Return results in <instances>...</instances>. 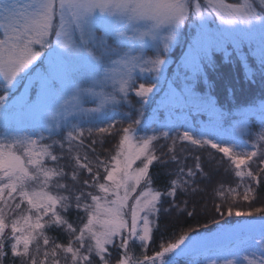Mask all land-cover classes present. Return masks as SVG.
I'll use <instances>...</instances> for the list:
<instances>
[{
    "label": "snow or ice",
    "instance_id": "obj_1",
    "mask_svg": "<svg viewBox=\"0 0 264 264\" xmlns=\"http://www.w3.org/2000/svg\"><path fill=\"white\" fill-rule=\"evenodd\" d=\"M210 20L227 27L213 33ZM185 26L196 29L188 55L194 71L208 58L212 36L230 38L239 49L245 38L258 34L264 65V0H0V87L6 93L0 96V108L7 106V93L25 80L31 82L35 73L41 80L42 98L30 111L47 124L49 132L46 138L42 132L21 133L7 124L0 131V264L9 256L11 264H175L168 254L181 249L190 237L180 235L149 255L153 228L167 198L188 193L203 168L197 156L187 171L178 169L165 191L156 190L149 168L160 159L154 142L161 138L171 139L173 145L180 140L216 150L238 178L235 187L220 182L216 195L233 201L254 199L256 186L264 182V117L256 133L246 124L233 125L241 135L254 136L253 150L235 143L240 138L235 135L226 146L229 141L220 133L205 129L175 136L170 129L159 136L141 137L134 127L139 120L119 129L120 121H100L105 126L93 123V113L109 106L115 111L131 91L146 102L156 85L146 82L137 87L138 74L160 72L166 63L164 54ZM100 27L104 32L98 35ZM109 36L116 38V47ZM148 47L155 49L154 56L147 55ZM45 55L48 68L41 72L36 65L44 62ZM78 78L90 81L89 86L80 87ZM60 99L63 103L54 108ZM88 102L97 106L83 107ZM77 116L93 126L71 123L69 118ZM114 131L119 140L107 159H90L87 152L81 155L86 138L110 136ZM53 135L60 139H52ZM95 144L92 139L88 145L93 153ZM169 151L174 153L173 148ZM65 159L70 163L62 164ZM170 159L179 163L175 154ZM83 172L89 175L81 180ZM73 209L79 223L68 218ZM215 211L252 215L240 211L238 204ZM256 227L235 225L225 231L243 244L255 240L250 233ZM258 227L260 239L255 243L260 255L251 252L244 257L246 264H264V221ZM53 228L63 231L67 241L50 236ZM194 247L195 241L181 252Z\"/></svg>",
    "mask_w": 264,
    "mask_h": 264
},
{
    "label": "rangeland",
    "instance_id": "obj_2",
    "mask_svg": "<svg viewBox=\"0 0 264 264\" xmlns=\"http://www.w3.org/2000/svg\"><path fill=\"white\" fill-rule=\"evenodd\" d=\"M234 2H237V0ZM208 24L210 30H212L213 33H215V30L219 27H227L219 25L218 21L213 22L210 20ZM103 32L104 29L100 27L97 34L100 35L103 34ZM195 37L196 29L194 27H183L180 31V34L177 36L176 41L170 47V50L164 54L163 58L166 60V63L161 66L160 72H144L138 74V78L136 80L137 87L140 83L146 82L155 83L156 85L153 89V92L147 95L146 102L141 100V98L137 96L134 91H131L129 92L127 102H122V106H118L115 111H113L111 106H109L102 112L93 113V123L100 124V121L102 120L105 121V124L108 120L120 121L122 123L116 125V128L119 129L120 127H127L128 124L132 122V120H139L140 123L134 126L135 135L143 137L152 136L154 134L159 136L160 133L170 131V129L172 130L173 136L176 135V133L173 132L183 133L186 130L192 132L194 131V124L197 121H200L205 122L202 123L205 126H201V129L209 130V132L214 131L216 133H220L221 136L227 140L231 139V136L233 135L238 136L240 138L236 140L235 143L242 144L245 150H253L252 146H246V137L249 135L246 133L241 135L235 130V128H233V125L246 124L249 127L250 119L253 115H256L255 118L257 122L261 124L262 117H264V102L261 105L260 103L258 105L255 104L256 106H250L248 109L234 113L236 114V118L231 120L229 124L225 125L216 119L230 112L219 108L217 104H215L216 97H203L202 94L207 92L204 90H198L197 86L210 83L209 75L211 74L209 73V70L214 64V62H212V56L215 54L221 57L231 55L235 57V59H238L239 68L241 67L244 72L242 73L245 75V77H247V79H251L252 76L255 75V70L251 71V63L259 64L258 68L256 69H259L262 65L260 62L261 43L259 35L256 34L249 38H245L239 49L234 47L230 38L223 39L212 36L211 40L213 43V48L209 52L208 58L200 64L198 71H194L188 62L189 48L190 45L195 43ZM109 39V43L112 44L113 47H116V38L114 36H109ZM124 50L127 49L125 48ZM145 51L150 57L155 55L154 48L148 47L145 49ZM248 54L250 57H252V61L246 58ZM41 60L44 62L40 63L38 61L36 66L40 68L41 72H43L48 68L46 55L42 57ZM244 61H247L249 64H244ZM32 77L33 78L31 82L25 80L21 84H18L16 88H13L9 93H7L9 100L7 102L6 108L8 110H6V108H0V131H2L5 127V124H7L10 128L21 133L42 132L47 138L49 136L47 124L44 121H38L34 114L30 111V106L35 104L38 99L42 98L41 80L35 75V73L32 74ZM0 81H2V77H0ZM76 82L80 87H88L90 84V81L79 78ZM25 84L27 85V89L24 87ZM57 87H59V82H57ZM0 91V96L6 94L2 87H0ZM263 96H261V98ZM64 98H67V96ZM62 103L63 99L57 100L54 102L53 107H58V105ZM12 105L15 106L10 107ZM96 106V103L92 102H88L83 105L85 108H94ZM159 111L162 113H159ZM194 115L200 117V119L206 118V120H200L194 117ZM69 119L71 120V123H81V126L83 127L93 126L92 123L81 121L78 116L70 117ZM85 119L87 120L89 118ZM105 124H100V126H105ZM158 124L161 125V127H158ZM65 131H67V129H65ZM33 138H36V136ZM52 139L59 140L60 136L53 135ZM92 139L96 140V144L94 145L96 149L95 153H93L88 147ZM118 140L119 136L115 134V131L110 136L105 135L103 137L94 136L86 138L85 146L83 149H81V155L87 152L90 159L94 160L96 156H99L101 160H105L111 154H113V150ZM46 142L52 143V140H46ZM154 145L156 155L158 157L166 152H170V148L179 149L181 151V155H183L181 157L182 160L194 159L197 156L201 159L204 156L207 159L206 163L208 165V171L212 173L214 170L213 163L211 165V160L209 158L211 157V154H209V156L204 155L201 150L202 148L192 145L188 141L177 140L175 145H173L171 139L165 140L161 138L154 142ZM65 147H67V145H65ZM56 150L59 152L58 148ZM237 150L239 151L240 149L238 148ZM65 156L67 157V153H65ZM62 162H66V164L70 163L67 159L63 160ZM218 162L221 164V166L218 165V167L220 166L221 169H224L225 167L227 169L231 168L229 163L226 166L225 161L220 162L217 160V163ZM200 163L203 162L200 161ZM69 170V168H66V171ZM88 175L89 174L87 172H83L81 174V180L88 178ZM218 179L219 177L216 179L214 176L211 178V180L214 182H217ZM69 183L71 182L69 181ZM198 185L199 183L195 182L190 186L189 191L191 193L197 192V188H195L196 191H192V189ZM193 197L196 196L193 195ZM171 210H175V213L178 211L175 205H171L165 212L169 213ZM259 214L260 213L257 214L256 218H251L253 216H246L249 218L244 217L245 219L251 220H246L243 221V223L236 224L256 225L257 227L250 233L251 236L255 237V240H249L247 243L243 244L238 243L235 235H233L231 232L225 231L227 229L233 228L235 224H229L223 228H219V230H217L215 233L212 230L206 233L199 231L196 232L195 228H189L187 229L189 232L186 231V233L189 235L190 240H186L185 245H190L193 241H195V247L190 248L188 251L182 253L181 249H184L185 245H181V249L175 250L173 254L176 257L178 256L180 258H184L187 255L196 253L197 251L200 252L205 249H209L214 250L215 252H213L212 255L207 254V257L204 258V260H201L206 261L205 263H199L196 261L194 263L187 264H209L210 260L216 261L217 264H224L226 260L235 261L236 264H246L244 257L250 255L251 252L255 251L257 256L260 255V252L256 248L255 242L260 239L258 226L262 221H264V215ZM80 215L82 216L83 213L81 212ZM72 216L76 219L73 222L79 223L75 209H73ZM226 217L227 219H235L238 216L233 214L232 216L226 215ZM5 264H11L10 256L9 259L5 261ZM17 264H19V261H17Z\"/></svg>",
    "mask_w": 264,
    "mask_h": 264
},
{
    "label": "trees",
    "instance_id": "obj_3",
    "mask_svg": "<svg viewBox=\"0 0 264 264\" xmlns=\"http://www.w3.org/2000/svg\"><path fill=\"white\" fill-rule=\"evenodd\" d=\"M234 1L235 0H228L229 3H232ZM246 58L252 61V57H250L249 54ZM212 62H214V64L209 70V73L211 74L209 75L210 83L199 85L197 86V89L207 92L205 94H202L203 97H216L215 104H217L219 108L225 109L230 112L226 115H222V117L217 118L216 120L224 123L225 125L229 124L231 120L236 118V114L234 113H238L240 111L248 109L250 106H256L259 103L261 105L264 102L263 65L260 64L261 67L259 69H256L258 68L259 64L251 63V71L255 70V75L252 76L251 79H247V77H245V75L243 74L244 72L242 68H239V60L235 59V57L231 55L221 57L215 54L212 56ZM245 63L249 64L247 61H244V64ZM261 96L263 97L261 98ZM159 113L162 112L159 111ZM194 117L200 119V117L198 116L194 115ZM255 117L256 115H253L249 123V128L253 133L258 132L261 127V124L257 122ZM200 120H206V118H201ZM202 123L205 122L197 121L194 124V129L199 130L201 129V126H205ZM159 124L158 127H161V125ZM228 141L229 145L226 146H230V144L233 142L231 139H228ZM246 142V146H252L254 142V136H247ZM201 150L202 153L206 156H209V154H211V157L209 158L211 160V165L213 163L214 170L212 173L208 171V165L206 163L207 159L203 156L200 159V161L203 162L201 163L203 174L197 175L194 178V183H199L198 186L194 187V189L197 188L198 191L194 193H191L190 191H188V193H181L176 198L168 197V202L163 203V211H161L156 221V225H158V227L155 225L153 229L154 243H151V246L148 250L149 255H152L154 251H158L161 244L174 242L177 238H179L180 235L187 234L186 231L189 232L187 230L189 228H195L196 232L199 231L206 233L212 230L215 233L217 232V230H219V228H223L226 225H236L243 223V221L251 220L245 218H249L251 216H253L251 218H256L258 213H260L259 215H264V211L258 213L256 212V209H264V182L256 186L254 199L250 201H242L239 198H237L236 201H233L231 198L221 199L216 195L214 189L219 188L220 182H224L225 186L230 184L231 186L235 187L238 178L232 175V172H230L231 168H220L221 164L219 162L217 163V160L220 162L225 161L226 166L228 165L226 158L221 159L222 154L217 153L216 150L209 147H204ZM173 154L178 157L179 163L170 159L171 155ZM182 156L183 155H181V151L179 149H174V153L166 152L160 155V159L158 161H155L153 165L150 166L149 174L153 181V187L156 190H159L161 192L165 191L168 188L170 181L177 178V171L180 167H184L185 171H187L188 167L193 166L194 159L182 160ZM62 161V164H66V162ZM218 165L220 166L218 167ZM253 167H255V165H253ZM212 176H214V178L216 179L219 177L217 182L211 180ZM184 178L186 179L187 177ZM193 195H195L196 197H193ZM233 204H238L240 211L245 213L251 212L252 215H242L236 217L235 219H227L226 211L224 212V215H221L219 212L215 211L216 207H221L223 210ZM171 205L176 206V208L178 209L177 213L174 212L175 210H171L169 213L165 212ZM236 210L237 209L234 207L233 211ZM188 213L193 214L188 215ZM72 215L73 210L68 213V218L71 221H75L76 219ZM48 234L52 237L57 238V242L67 241V235L58 228L51 229ZM213 252L215 251L205 249L203 251H197L194 254L187 255L184 258H180L178 256L176 257L172 253L168 255V258L171 259L174 257L175 264H187L194 263L196 261H198L199 263H205L206 261L201 260H204V258L207 257V254L212 255Z\"/></svg>",
    "mask_w": 264,
    "mask_h": 264
}]
</instances>
